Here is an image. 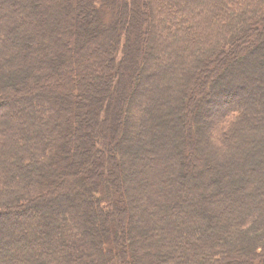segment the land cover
I'll return each instance as SVG.
<instances>
[{
	"label": "trees",
	"instance_id": "obj_1",
	"mask_svg": "<svg viewBox=\"0 0 264 264\" xmlns=\"http://www.w3.org/2000/svg\"><path fill=\"white\" fill-rule=\"evenodd\" d=\"M0 264H264V0H0Z\"/></svg>",
	"mask_w": 264,
	"mask_h": 264
},
{
	"label": "rangeland",
	"instance_id": "obj_2",
	"mask_svg": "<svg viewBox=\"0 0 264 264\" xmlns=\"http://www.w3.org/2000/svg\"><path fill=\"white\" fill-rule=\"evenodd\" d=\"M127 73V72H126ZM124 76H126V75H124ZM104 95V94H103ZM104 96H106V95H104Z\"/></svg>",
	"mask_w": 264,
	"mask_h": 264
}]
</instances>
